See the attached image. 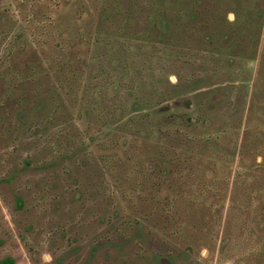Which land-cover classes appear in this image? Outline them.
<instances>
[{
	"label": "rangeland",
	"instance_id": "374dc122",
	"mask_svg": "<svg viewBox=\"0 0 264 264\" xmlns=\"http://www.w3.org/2000/svg\"><path fill=\"white\" fill-rule=\"evenodd\" d=\"M147 1L0 0V264H264V0Z\"/></svg>",
	"mask_w": 264,
	"mask_h": 264
},
{
	"label": "trees",
	"instance_id": "16d2710c",
	"mask_svg": "<svg viewBox=\"0 0 264 264\" xmlns=\"http://www.w3.org/2000/svg\"><path fill=\"white\" fill-rule=\"evenodd\" d=\"M143 4L147 5L148 7H153L154 8L156 6V1L151 0V1L143 2ZM219 4H223V3H219ZM151 12L153 13L154 11L152 10ZM147 13H149V12L147 11ZM194 35H195V31H194ZM4 264H11V261H6Z\"/></svg>",
	"mask_w": 264,
	"mask_h": 264
}]
</instances>
